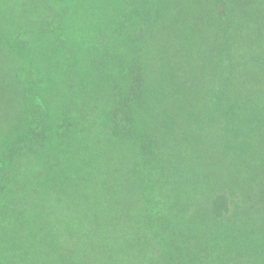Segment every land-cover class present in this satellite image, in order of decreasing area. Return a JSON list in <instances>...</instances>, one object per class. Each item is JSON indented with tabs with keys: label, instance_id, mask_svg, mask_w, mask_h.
I'll return each mask as SVG.
<instances>
[{
	"label": "trees",
	"instance_id": "obj_1",
	"mask_svg": "<svg viewBox=\"0 0 264 264\" xmlns=\"http://www.w3.org/2000/svg\"><path fill=\"white\" fill-rule=\"evenodd\" d=\"M191 1L26 0L37 24L0 10V264H188L185 216L154 215L162 188L219 192L228 169L213 209L255 196L229 165L239 110L264 104V9L237 23L208 0L222 22L202 30Z\"/></svg>",
	"mask_w": 264,
	"mask_h": 264
},
{
	"label": "rangeland",
	"instance_id": "obj_2",
	"mask_svg": "<svg viewBox=\"0 0 264 264\" xmlns=\"http://www.w3.org/2000/svg\"><path fill=\"white\" fill-rule=\"evenodd\" d=\"M25 1L0 0V10L5 11L7 15L5 21H9L13 15L15 18L27 17L30 24H37L35 17L39 19L42 17L41 13L34 12L33 5L31 7L24 5ZM191 3L195 4L194 7L188 10L183 6L184 12L182 11L181 14L190 15L193 25L198 29L212 28L214 30L217 25L221 24L222 21L214 17L213 12L209 9L210 2L208 0H192ZM223 4L226 5L227 11L231 12V19L234 17L233 20L237 23L240 22V17L237 19L233 15L235 11L239 16L242 11L249 8L252 11L258 7L264 9V0H224ZM260 23L264 26L263 18ZM242 107L244 109L239 110V114L243 117L244 123L241 122V124H246L247 127L232 136L235 139L238 138L235 141L237 142L235 149L238 154L236 155V165L233 168L232 165H229L233 175H231V185L235 183L233 177L237 176V180L240 181L237 183L250 182H246L245 188L248 185L251 186L249 190H253L251 193L255 194L248 204H241L242 212H240L239 205H237V211L233 208L236 198L238 201H242L236 195L234 197L228 195L227 201L219 199L218 212L212 207L216 195L226 193V189L230 188L227 185L229 181H224L226 174L229 173L228 169H221V190L219 192H212L213 186L206 185V183L180 189L179 182L175 180L171 181L172 185L162 188L163 194L161 193V195L159 192V196L156 197L154 215L163 218V223L170 221L172 225H178L181 217L185 216L184 248L187 249L188 264H264V197L259 196L260 193L264 194V183L261 182L264 180V175H253L251 172V170L255 171L257 167H261L258 166L259 164H255L252 168L245 166L248 163H253L255 157H264V116L259 112L260 110L264 111V104H251L249 107ZM256 108H260V110L257 111ZM227 144L232 146V140ZM164 163L165 161L160 166L161 168H165ZM241 171L247 174L239 175L238 172ZM159 172L163 171L160 169ZM245 178H247L246 181ZM258 181L261 183H257ZM143 188L147 189L145 186ZM244 192L245 189L238 193ZM142 201L146 203L143 196ZM229 206L231 209L228 211ZM139 207L141 209L142 205L139 204ZM216 215L220 221L216 220ZM175 231L180 233L181 225Z\"/></svg>",
	"mask_w": 264,
	"mask_h": 264
}]
</instances>
